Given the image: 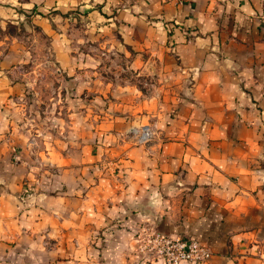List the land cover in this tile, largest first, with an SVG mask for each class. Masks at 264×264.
<instances>
[{
  "label": "crops",
  "instance_id": "0c3cea01",
  "mask_svg": "<svg viewBox=\"0 0 264 264\" xmlns=\"http://www.w3.org/2000/svg\"><path fill=\"white\" fill-rule=\"evenodd\" d=\"M12 1L1 29L30 19L50 35L58 16L42 14L59 10L160 80L145 93L86 82L76 51H54L70 83L51 105L109 94L115 108L56 111L42 131L22 115L39 69L0 55V264H161L136 253L143 223L198 240L206 264H264V0ZM145 124L154 138L136 145L128 130Z\"/></svg>",
  "mask_w": 264,
  "mask_h": 264
},
{
  "label": "rangeland",
  "instance_id": "374dc122",
  "mask_svg": "<svg viewBox=\"0 0 264 264\" xmlns=\"http://www.w3.org/2000/svg\"><path fill=\"white\" fill-rule=\"evenodd\" d=\"M17 1L26 2L28 0H14L12 2ZM31 15H33V13L26 15V17H30ZM42 15H47L50 18H54L55 15L58 16L55 21L50 24V27H46L49 30L48 33H51L50 35L44 32L43 26L38 27L36 24L32 23L30 19H24V21L19 24H7L3 26L2 29L0 28V55H5L13 50L25 52L24 58H20L17 65H22L24 67L35 66L40 71V74L36 75L37 80L36 85L33 86L34 89L28 90L29 93L26 95V98L30 97L34 102H32V100L29 101V104L26 102L27 104H25L22 115L31 118L32 116H36L38 122H40L42 131L48 130L50 127L52 128V126L53 128L55 127L52 121L49 123L48 120L56 111L61 112L62 110L63 112L64 109L66 111L71 109V112H79L80 109L83 111L88 109L89 113L96 115L97 109L99 108L103 110L105 114L112 115V113L108 112L113 111L115 108L111 95H107V92H103L104 94L100 95V97L108 96V98H104V105L101 104L102 106H98V103H90L91 105H84L86 107H82L80 104H74L71 107V102L66 103L65 106L57 107L51 105L50 98L55 97L56 94L58 96L61 84L65 80L68 82L70 81V77L58 74L60 64L55 62L54 51L57 52L60 49L76 51V53L80 55L76 61L77 65H81V67L85 66L88 69V73L83 75V80L86 82H100L103 86L121 84V86L123 85L126 87L131 82L132 84H136L137 87H140L143 93L146 92V82L152 83L156 87L158 86L160 80L158 76H154L152 79L150 76H135L134 73H132L129 69V59L124 57L123 48L118 45L115 39L114 43L101 42V38L98 34H103V32L94 30L79 19L76 21H67L65 20L67 13H63L59 10H56L55 13L50 12ZM86 39L89 40L87 41ZM120 50L122 52H120ZM87 56L89 57L88 59ZM94 70L98 72L93 74L92 71ZM150 88L147 95L149 96L151 93L155 95L158 88L156 89L151 86ZM112 89L111 87L110 92L114 94L115 92H112ZM68 96L74 97L71 96V93H68ZM91 97L90 95V98ZM27 124H29L28 126L30 127L31 124L35 123L34 120H31L30 123ZM61 125L63 124H60L59 121L56 126L58 127ZM91 126L95 129L96 122H90L89 129ZM33 129H35V127ZM129 136L130 135L127 137L130 138ZM131 140L133 141V139Z\"/></svg>",
  "mask_w": 264,
  "mask_h": 264
},
{
  "label": "built area",
  "instance_id": "2783aa9c",
  "mask_svg": "<svg viewBox=\"0 0 264 264\" xmlns=\"http://www.w3.org/2000/svg\"><path fill=\"white\" fill-rule=\"evenodd\" d=\"M129 137L134 144L145 146L155 135V127L144 125L130 129ZM136 253L147 263L160 261L161 264H206L211 250L198 240L188 237L162 235L153 223H143L134 237Z\"/></svg>",
  "mask_w": 264,
  "mask_h": 264
}]
</instances>
